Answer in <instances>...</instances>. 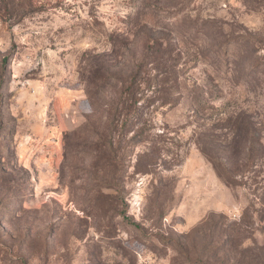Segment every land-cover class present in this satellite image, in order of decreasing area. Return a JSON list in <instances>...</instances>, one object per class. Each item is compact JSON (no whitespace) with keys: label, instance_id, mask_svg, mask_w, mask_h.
<instances>
[{"label":"rangeland","instance_id":"obj_1","mask_svg":"<svg viewBox=\"0 0 264 264\" xmlns=\"http://www.w3.org/2000/svg\"><path fill=\"white\" fill-rule=\"evenodd\" d=\"M0 264H264V0H0Z\"/></svg>","mask_w":264,"mask_h":264},{"label":"trees","instance_id":"obj_2","mask_svg":"<svg viewBox=\"0 0 264 264\" xmlns=\"http://www.w3.org/2000/svg\"><path fill=\"white\" fill-rule=\"evenodd\" d=\"M127 100H131L130 104H122V108L125 111H131L132 104V98H127ZM205 156L208 158V160L211 162L215 172L217 175L228 185H234L236 180L233 177V173L231 169L229 168V164L226 162L221 161L218 157L214 156H208L205 153Z\"/></svg>","mask_w":264,"mask_h":264}]
</instances>
